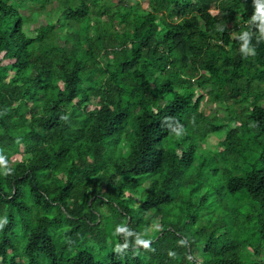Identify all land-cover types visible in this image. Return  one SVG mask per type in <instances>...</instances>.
Returning <instances> with one entry per match:
<instances>
[{
  "label": "trees",
  "instance_id": "obj_1",
  "mask_svg": "<svg viewBox=\"0 0 264 264\" xmlns=\"http://www.w3.org/2000/svg\"><path fill=\"white\" fill-rule=\"evenodd\" d=\"M57 1L0 0V264L263 263L258 0Z\"/></svg>",
  "mask_w": 264,
  "mask_h": 264
},
{
  "label": "rangeland",
  "instance_id": "obj_2",
  "mask_svg": "<svg viewBox=\"0 0 264 264\" xmlns=\"http://www.w3.org/2000/svg\"><path fill=\"white\" fill-rule=\"evenodd\" d=\"M51 3L47 6L46 10L44 11H37L38 6L37 5H30L31 8L30 9H25L24 13L27 16H31V21L28 22L25 26V31L26 32H31V30L34 31V26H38L40 24V22L42 21H56L58 22V26L57 29L60 32H67V30L64 29V23H63V13L62 11L59 9V3L57 0H50ZM107 2H111V7L112 6H116L120 0H106ZM125 5L127 6H132L134 9L140 8V10H147L150 8V0H126ZM211 13L213 15H217L218 11L215 10L214 8L211 9ZM106 20V18H105ZM229 26L232 25V23H227ZM65 30V31H64ZM117 30L119 32H123L124 30V26L123 24H117ZM212 88L209 87H204L201 89H198L197 92L199 94H202V92L204 91L205 94H207L208 91H210ZM92 107V106H91ZM90 107V108H91ZM95 107V105L93 106ZM201 111L209 116V117H217V120L219 122H224V123H230V119H229V114L227 112V105L223 104V103H214L212 102L209 97H205V101L202 104L201 107ZM217 121V122H218ZM239 123H236V125H238ZM235 123H231L230 124V128L235 127L234 126ZM225 138V133H222L221 135L217 134V135H212L208 140H206L203 143H200V146L208 151H212V152H218L221 150L220 148V143L224 140ZM24 146L21 145L20 146V152L15 155L12 159H11V167H14L15 163H19V162H24V160H26L27 155L24 153ZM118 179H115L114 181L117 182ZM107 185V182H105L103 184V188L105 189ZM139 197L140 193L139 192H134V191H127L125 193V197ZM103 214H108V211L106 209H103L102 211ZM160 228V222L159 219L155 220L152 225L149 228V232L151 234H153L155 231H157ZM262 260L264 264V255L262 256ZM23 264L25 263V261L23 260L22 262Z\"/></svg>",
  "mask_w": 264,
  "mask_h": 264
},
{
  "label": "clouds",
  "instance_id": "obj_3",
  "mask_svg": "<svg viewBox=\"0 0 264 264\" xmlns=\"http://www.w3.org/2000/svg\"><path fill=\"white\" fill-rule=\"evenodd\" d=\"M258 4H259L260 10H264V0H258ZM255 51H256L255 47H253V46L248 47V53L250 55H255ZM249 54H246V55H249Z\"/></svg>",
  "mask_w": 264,
  "mask_h": 264
}]
</instances>
